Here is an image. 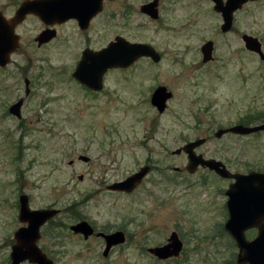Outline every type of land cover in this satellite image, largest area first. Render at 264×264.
I'll return each mask as SVG.
<instances>
[{
    "label": "rangeland",
    "instance_id": "374dc122",
    "mask_svg": "<svg viewBox=\"0 0 264 264\" xmlns=\"http://www.w3.org/2000/svg\"><path fill=\"white\" fill-rule=\"evenodd\" d=\"M19 1L0 0V11L10 16ZM122 1L123 7H110L119 13L108 18L107 38L95 37L92 44L122 34L153 45L161 59L111 69L100 92L71 77L77 46L54 41L38 47L33 41L38 27L31 20L16 30L17 49L0 68V264H9L13 233L22 224L20 193L35 209L74 202V211L61 213L65 223H73L75 212L98 227L122 226L128 233V243L105 258L101 243L84 242L69 229L62 233L61 252L42 228L37 244L55 264H237L236 242L223 228L225 188L233 179L204 167L189 173L185 153L172 151L204 137L197 153L222 160L231 172H264V130L215 136L247 114L264 115V61L248 56L240 39L251 33L264 51V0L237 9L226 34L211 0H159L156 20L139 11L150 0ZM99 30L97 23L89 32ZM206 39L214 41V58L204 63L200 46ZM158 85L172 93L162 113L150 104ZM19 98L18 118L8 107ZM146 163L149 172L130 192L106 188ZM172 231L183 240L178 258L159 260L147 252L166 243ZM255 233L248 229L246 237Z\"/></svg>",
    "mask_w": 264,
    "mask_h": 264
},
{
    "label": "water",
    "instance_id": "95a60500",
    "mask_svg": "<svg viewBox=\"0 0 264 264\" xmlns=\"http://www.w3.org/2000/svg\"><path fill=\"white\" fill-rule=\"evenodd\" d=\"M215 1L214 9L221 12L223 22L220 26L222 32L231 29L233 18L232 13L239 8L247 0H226L223 5L221 0ZM50 0H22L10 18L0 12V68L11 62V55L17 49L19 44L18 34L15 32V26L22 22L25 14L34 12L41 19L48 20L53 15L50 11H38L37 8L49 7ZM158 0L150 1L141 7L142 11L153 18L157 17V10L154 6ZM87 8V7H86ZM85 8V9H86ZM85 12L88 13L86 9ZM72 14V12H71ZM74 14V13H73ZM75 15V14H74ZM90 15V14H89ZM89 18V16L87 17ZM53 37V31L44 30L37 36L38 44L45 43ZM244 47L254 51L258 55V59L264 61V51L261 48V41L252 35H243ZM212 40L206 41L200 46L202 54L201 61L206 62L212 58ZM142 56L150 57L152 61L160 60L158 53L152 45L145 42L128 41L122 36L116 37L109 42V45L94 51L90 48L82 53V58L76 65V69L72 76L87 88L100 91L103 85L102 75L110 68L128 67L132 62ZM25 91L28 93V84L26 82ZM150 104L155 107L158 113H162L167 107V100L172 97L171 91L164 85H158L154 88L150 95ZM22 98L12 103L8 112L18 118L21 116ZM264 122L244 125L233 124L228 128H221L215 132V136L220 137L221 134L229 132L235 134H250L252 132L263 131ZM205 138L199 137L195 140H189L178 149L172 151L173 154L180 152L185 153L187 164L185 170L189 173L197 170L198 167H204L213 170L219 177L232 178L233 181L225 190L226 210L228 216L224 222V229L230 234L237 245V264H264V173L259 171L250 172H231L226 168L225 164L213 157L206 158L202 153H197L196 148L204 143ZM79 159L86 162L89 158L86 155H80ZM150 165L139 167L134 173L127 175L126 178L116 180L107 187L111 190H120L130 192L140 181L147 175ZM177 170V167H175ZM80 179L82 176L79 177ZM18 215L17 220L21 222V226L15 229L13 233L14 243L10 247L9 264H22V261H28L35 264H55L47 254L40 249L37 242L40 237V227L52 215L58 212L56 208H30L29 198L25 193L18 196ZM70 228L75 232L83 233L84 237L92 232V228L87 221L74 223ZM257 229L256 236L248 239L245 236L246 230ZM121 232L117 231L107 234L106 250L112 244L122 240ZM182 249L181 241L178 235L172 231L167 242L160 246H150L147 251L159 260L179 256Z\"/></svg>",
    "mask_w": 264,
    "mask_h": 264
},
{
    "label": "flooded vegetation",
    "instance_id": "af4514ba",
    "mask_svg": "<svg viewBox=\"0 0 264 264\" xmlns=\"http://www.w3.org/2000/svg\"><path fill=\"white\" fill-rule=\"evenodd\" d=\"M150 1H153V0H150ZM150 1L141 3L140 7H139V11L143 12L144 14H146L150 19L156 20L160 16V10H159L160 9V2H159V0L157 2V5L154 6V8L157 10V17L156 18H153L152 16L147 14L145 11L141 10V7L143 5H145V4L150 3ZM225 1L226 0H221L223 5L225 4ZM252 1H255V0H247L245 3H243L237 9L244 8L246 3L252 2ZM21 2H22V0H20L18 2L17 7H18V5ZM122 2H123L122 0H50V2H49L50 6L49 7L37 8V10L38 11H41V10L42 11L43 10L44 11H50L52 13V15H53L51 18H48V20H44L43 21L41 19V17L39 15H36L34 12L33 13L32 12H28L27 14H25V17L23 18L22 22L15 26V32L21 25H23L24 22H26L28 20H31L32 22L35 23V26L38 27V31L36 32V34L34 35V38H33V41H35V43H36V45L38 47L45 46V44H49V43L54 42V41H57L59 46H66L68 43H72L75 46H77V48H78L77 51H76L77 59L75 60L74 69L71 72V77L74 78L72 76V73L76 69V65L78 64L79 60L82 58V53H83L84 50L90 48V49H92L94 51H98L99 49L108 46L109 42L114 40L116 37H118V36L124 37L122 34H116L112 38L106 39L102 44H99L98 46H95V45L92 44V41H93V39L95 37L98 38V37H103L105 35L104 38H107V35H108L107 34V24H108L107 21H108V18L112 20V19L116 18V16L119 13L118 11H116L118 9H113L112 8V10H111L110 7H113V5H117L118 6L120 4L121 5L119 7H123ZM211 3H212L211 4V8L219 14V16H220V18L222 19V22H223V18H222L221 12L213 8L214 4H215V1L211 0ZM131 7L132 6L130 4L129 5H125L124 8H123L124 12L126 14H129V12H131L130 11ZM16 8L14 9V11L16 10ZM85 8L88 10V13L85 12V10H86ZM236 10L233 11L232 18L234 16V13L236 12ZM14 11L12 12V14L14 13ZM71 12H72V14H71ZM3 14H4V12H3ZM12 14L10 16H12ZM5 16H6V14H5ZM10 16H6V17L10 18ZM88 16H89V18H87ZM222 22L219 25V29H220V26H221ZM97 23L100 24V30L95 32L94 33L95 35L93 36L89 31L94 26V24H97ZM233 23H234V18H233L232 26H233ZM232 26H231V29H229L226 32H222L221 29H220V31L223 34H226L227 32L232 31V29H233ZM44 30L53 31V37L50 38L49 40L45 41V43L38 44V41H37L36 38H37V36L40 33L44 32ZM248 34L254 36L251 33H248ZM248 34L243 32L240 35V39H242L243 35H248ZM258 39L260 40V38H258ZM208 40H210V39H206V41H208ZM242 41H243V48L246 50V53L248 54V56H251L253 58L255 56L258 57V55L254 51L246 49L244 47V40L242 39ZM212 42H213V48H212V51H213L214 50V41L212 40ZM261 43H262V41H261ZM213 53H214V51L212 52V58L210 60H212L214 58ZM142 58H147V59L151 60V58L147 57V56H142V57L138 58L137 60L142 59ZM160 59H161V54H160ZM137 60L132 62L131 65L133 63H135ZM152 62H155V61H152ZM204 63H206V62H204ZM131 65L128 66V67L110 68V69H108L102 75L103 80H104V75H106L111 69H120V70L121 69H127V68L131 67ZM24 80H25V84L24 85L26 86V82H27L28 91H29L30 90V80L27 77H25ZM76 82H78V81L76 80ZM78 83H80V82H78ZM80 84L83 87H85L87 90H89V91L91 90L93 92H100V91H96V90H94L92 88H87L82 83H80ZM103 88L104 87L102 86V89ZM102 89H100V90H102ZM29 93H30V91L28 93H26V95H28ZM262 122H264V115L262 116V115H258V114H254V113H251V115L247 114V115H245L243 117V120L241 119V123L244 124V125H252V124H257V123H262ZM241 123H239V124H241ZM258 132H261V131H258ZM256 133L257 132H252L250 134H241V135H252V134H256ZM254 170H256V169H254ZM254 170H249L247 172L254 171ZM256 171H260V170H256ZM261 172H263V171H261ZM112 183L113 182L108 183V184L106 183V188H108L107 186L109 184H112ZM117 191H119L121 193H124L123 191H120V190H117ZM76 202H80V201H76ZM75 205H77V204H75L73 202V203H71V205H66L65 207H63V209L60 208V207H53L54 205L46 206V208H50V209L56 208L58 210V212L55 213L54 215H52V217H50L47 221H45L42 224V226L40 227V237L42 236V228H44L46 230L48 229V231H49V232L47 231L49 233L48 236H50V238L54 242L55 246H58V249L61 252H64L63 250H61V247H65L64 246V239H62V236L64 238V235L62 233H63L64 229H67V230L69 229L70 234L73 237L76 236L77 238H79L80 240H82L84 242L85 241L94 240L95 242L97 241V242L101 243V245L104 248L103 251H102V256L105 257V258H107L108 255H110L111 252H113L118 247L125 246L128 243V241H129L128 240V238H129L128 233L125 230V228L122 227V226H118L117 228H115V227H107V226L106 227H100V226L98 227V226L94 225V223L90 219H88L85 215L84 216L83 215H79V214H77L75 212L73 214L74 215L73 223H65L61 213L63 212V210L66 211V212L74 211ZM41 208H44V207H41ZM66 216L68 217V214ZM81 221H87L89 226L92 228V232L90 234H88L87 236H85V237H84L83 233L75 232V231L72 230V228H70L72 225H74V223L81 222ZM252 229L255 230V231L257 230L255 228H251V230ZM117 231H120L122 233L121 234L122 240L118 241L115 244L110 245L108 247L107 253L105 254L104 253L105 250H106V237L105 236L107 234H111V233H114V232H117ZM256 233H257V231H256ZM256 233H255V235L253 237H251L249 239L254 238L256 236ZM178 238H179V235H178ZM179 240H180V238H179ZM180 241H181V245H182V248H183V246H184L183 245V240H180ZM161 244H164V243H160V245ZM160 245H154V246H160ZM181 251H182V249H181ZM180 252H179V254H180ZM149 254H151V253H149ZM179 256H177V257L176 256H172V258H178ZM172 258H169V259H172ZM165 260H168V259H165Z\"/></svg>",
    "mask_w": 264,
    "mask_h": 264
}]
</instances>
